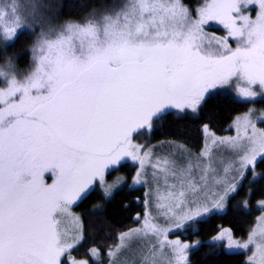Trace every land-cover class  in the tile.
Wrapping results in <instances>:
<instances>
[{"label":"snow or ice","instance_id":"obj_1","mask_svg":"<svg viewBox=\"0 0 264 264\" xmlns=\"http://www.w3.org/2000/svg\"><path fill=\"white\" fill-rule=\"evenodd\" d=\"M249 5L258 8L254 19L245 14ZM16 11L14 2L0 8V17L15 21V27L0 29L6 42H14L25 22ZM209 20L228 29L237 40L234 49L225 38L216 41L223 51H201V25ZM209 46L211 41L203 45ZM37 50L36 67L22 79L11 59L0 65L5 82L0 88V264H62L73 247L61 230L68 206L86 197L124 157L140 159L143 167L144 160L132 151L139 147L132 144V133L150 128L166 109L195 112L210 90L233 80L246 85L239 89L245 97L256 95L252 86L264 89V0H207L197 19L181 0H123L119 8L94 10L81 23L42 35ZM243 127L241 142L221 141L243 153L236 170L241 178L258 156L264 158V130L247 117ZM163 164L165 179L193 168L191 162L185 169L167 158ZM209 170L215 171L209 165L200 181H181L179 190L162 197L181 208L180 220L173 221L178 227L180 221L203 220L214 209L222 210L236 191L234 177L222 194L201 196ZM45 173L54 176L51 184L45 183ZM120 182L117 177L114 183ZM112 187L106 185L105 193ZM151 230L160 231L155 225ZM141 234L147 236L141 230L122 233L109 255L116 256ZM225 238L229 249H264V228L251 230L243 242L228 230L214 237ZM165 242L175 264H186L190 245L179 241L149 247L140 264H158Z\"/></svg>","mask_w":264,"mask_h":264},{"label":"rangeland","instance_id":"obj_2","mask_svg":"<svg viewBox=\"0 0 264 264\" xmlns=\"http://www.w3.org/2000/svg\"><path fill=\"white\" fill-rule=\"evenodd\" d=\"M9 1L10 2L0 0V8H6L13 2L16 5V0ZM23 1L25 4L28 2V0ZM35 1H38L39 3V0L29 1L31 9L33 4L36 5ZM206 2L207 0L205 3ZM201 7L196 8L195 12L190 11L193 19H197V10ZM257 10V6L249 5L245 11V14L254 19ZM15 15H18L17 11ZM43 24L44 26H48V22L46 21ZM3 27H15L14 17L11 19L7 16L0 17V29ZM25 27H27V24L24 22L21 28L18 29V32H20ZM54 29L55 28H50V31ZM201 29L202 39L198 41V43H201L202 45L201 51L208 52L209 54H216L218 49L223 51V47L217 45L216 41H223L225 38L227 40V47L234 49L237 46V40L229 36L228 29L225 28V26L218 20L207 21L201 25ZM209 41H211V46L203 47V45H207ZM6 43L7 45H10L12 42H6L3 36L0 35V49L3 48ZM35 46L36 45H34V47ZM5 59H11L17 78L22 79L25 74L30 73L36 67V64L39 60V52L38 50L34 51L33 49L31 66L22 70L17 67V62L11 55L1 58L0 65L3 64ZM3 87H5V82L2 78H0V88ZM242 87H246L243 81L233 80L227 85L218 86L217 88L210 90L206 96V99L218 92L231 93L236 99L240 101L255 102L257 100L264 99V89H261L259 86L251 87V90L256 93V95L252 97H245L241 95L239 89ZM204 102L197 108L195 112H193L191 109L181 111L175 108H170L165 111H174L177 113V115L197 114ZM245 117H247V119L252 125L255 126L258 131L264 130V108L253 105L248 111L236 115L223 135H216L213 131L209 130V128L204 127V145L199 151H195L194 149H191L180 142L154 139L151 131L146 132L142 136L140 135L135 138H131L132 144L139 146L138 148L132 149V151H134L138 157L144 160L143 167L141 166L140 159L134 160L131 156H126L121 160L118 166L107 170L105 172L104 181L100 182L97 180L92 186L91 190L98 187L105 193V186L113 185V187L109 189L108 193H105L106 195L111 196L115 193V191L123 186L129 188L144 187V209L143 214L137 216L139 222L138 226L117 233L116 243L113 246L111 245L109 249L102 250L101 248L94 247L90 249L89 257L80 258L78 256H74L72 251L76 249L83 240V223L80 215L75 211L74 208L83 199L82 198L76 203L69 205L68 212L61 218V230L65 234V239L68 243L73 244V247L69 250V253H66L65 256L62 257V264H81V262H86V264H125V261H127L128 264H133V262L134 264H140V258L143 252L152 246H155L157 249H159L160 241H179L182 244L190 245V248L187 250L188 259L186 261V264H189L190 252L192 249L198 246L200 241L187 239L189 234L188 230L192 229L195 231L197 227V221H199V219L196 221H180L182 226L178 227L173 221L180 220V217L183 215L181 208L175 207L176 201H174L171 197L164 199H162V197H166V194L169 191L179 190L181 181H185V183L189 179L200 181L201 175L204 174L203 170L210 165L211 169H214L215 171L212 172L209 170L207 183L204 185V191L200 193V195H206L211 199L213 193L222 194L224 187L229 182H231L234 177L236 180V191L229 194L226 199L225 207L222 210L214 209L212 212L205 214V219L209 218V216L214 213L225 212L229 199L235 196L239 190H241L244 180L248 176L249 172H253L251 175V180H255L259 176V172L256 170V164L261 159V157L258 156L253 164L247 166L244 176L241 178L237 174L236 170L240 168V157L243 155V153H237L236 151H233L232 148L228 146V143H221V141L231 142L233 140L241 142L239 137L244 135L243 126ZM248 134H251L250 127ZM145 153H149V155L146 156ZM165 158H167L170 162L175 161L176 165L185 169L188 167L189 162H191L193 165L191 173L178 172L177 176L175 177H173L171 174H167V179H165L166 174L161 171V169L165 167L163 164ZM126 162H129L135 166V169L131 175L119 171L121 165ZM197 164H199L200 167H196ZM154 165L156 166L154 167ZM226 169L227 171H225ZM117 177L121 178V182L118 184L114 183ZM44 179L45 183L51 184L53 182L54 176L51 173H45ZM137 180H139V182H137ZM217 181H220V183H217ZM173 185L176 187L172 188ZM262 201H264V199L255 203L258 215H256L254 224L252 225L250 231L253 229L259 231L260 229L264 228V204L261 203ZM243 204H245L244 206L246 208L248 207L247 202L244 201ZM158 205H164V207H159ZM170 206L171 211L169 210ZM152 225H155L160 230L158 234L151 230ZM130 230H141V233L146 232L147 236L141 234L138 237H134L131 240L128 248L122 249L114 257L110 256L109 253L115 251L116 246L120 244L121 234L128 233ZM223 232L225 231H221L215 237L220 236ZM248 235L244 238H236L233 235L232 236L233 239L243 242L248 239ZM211 240L212 243L218 244V248L224 251L245 253L246 264H249V258H251V264H264V249H257L255 245H249L247 249H229L226 238L222 240H215L213 237ZM94 249L96 250L95 252L93 251ZM170 260L172 261V264H175L174 260H172L171 249L169 248L167 242H165L164 248L157 256V262L158 264H169Z\"/></svg>","mask_w":264,"mask_h":264},{"label":"trees","instance_id":"obj_3","mask_svg":"<svg viewBox=\"0 0 264 264\" xmlns=\"http://www.w3.org/2000/svg\"><path fill=\"white\" fill-rule=\"evenodd\" d=\"M29 1L25 4L23 0H16L17 13L27 27L19 32L14 42L0 49V59L11 55L21 70L31 66L34 45L42 35L50 32V28L58 29L69 22H83L94 10L100 12L119 8L123 3V0H39L31 9ZM205 1L181 0L193 12ZM43 21L48 22V26H44ZM253 105L264 108V99L240 101L231 93L218 92L206 99L197 114L177 115L175 112L161 115L152 122V136L154 139L180 142L199 151L204 145L205 126L216 135H223L233 118ZM134 169L135 166L126 162L119 171L131 175ZM256 170L259 176L251 180L253 172H249L241 190L229 199L225 212L199 220L195 231L188 230L187 239L200 241L190 252L189 264H246L245 253L224 251L211 239L225 230L236 238H244L250 232L258 215L255 203L264 199V158L257 162ZM144 194V187L123 186L111 196L98 187L91 190L75 207L83 223V240L72 254L82 258L89 257L91 248L109 249L116 243L117 233L138 226L137 216L143 214ZM244 201L248 204L247 208Z\"/></svg>","mask_w":264,"mask_h":264},{"label":"water","instance_id":"obj_4","mask_svg":"<svg viewBox=\"0 0 264 264\" xmlns=\"http://www.w3.org/2000/svg\"><path fill=\"white\" fill-rule=\"evenodd\" d=\"M157 119V118H156ZM155 120V119H154ZM153 120V121H154ZM152 121V122H153ZM148 127H145V128H142V129H139L138 131H136V132H133L132 133V136H131V138H135L136 136H138L142 131H144V130H146Z\"/></svg>","mask_w":264,"mask_h":264},{"label":"flooded vegetation","instance_id":"obj_5","mask_svg":"<svg viewBox=\"0 0 264 264\" xmlns=\"http://www.w3.org/2000/svg\"><path fill=\"white\" fill-rule=\"evenodd\" d=\"M174 113H175L174 111H170V110L164 112V114H174ZM148 130L151 131V134H152L153 129L150 127V128H148V129H146V132H148ZM146 132H145V133H146ZM145 133H144V134H145ZM138 136H139V135H138ZM75 207H76V206H75ZM75 207H74V208H75Z\"/></svg>","mask_w":264,"mask_h":264}]
</instances>
